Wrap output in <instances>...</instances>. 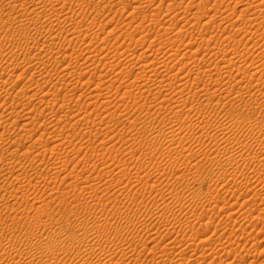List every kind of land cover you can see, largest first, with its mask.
Returning a JSON list of instances; mask_svg holds the SVG:
<instances>
[{
    "label": "rangeland",
    "instance_id": "obj_1",
    "mask_svg": "<svg viewBox=\"0 0 264 264\" xmlns=\"http://www.w3.org/2000/svg\"><path fill=\"white\" fill-rule=\"evenodd\" d=\"M63 1L0 0V264H264V0Z\"/></svg>",
    "mask_w": 264,
    "mask_h": 264
},
{
    "label": "bare ground",
    "instance_id": "obj_2",
    "mask_svg": "<svg viewBox=\"0 0 264 264\" xmlns=\"http://www.w3.org/2000/svg\"><path fill=\"white\" fill-rule=\"evenodd\" d=\"M57 1V0H56ZM61 1H63V0H61ZM66 0H64L62 3L64 4V5H68L69 3H67V2H65ZM74 1V0H73ZM121 1V0H120ZM167 1V0H166ZM239 0H237V2H238ZM248 1H251V0H248ZM72 2V1H71ZM236 2V3H237ZM253 2H254V0H253ZM252 1H251V3H245L244 1H243V3L244 4H248L250 7H248V5H247V8H243L244 10H242V11H248L251 7H252V3H253ZM59 3V2H58ZM67 3V4H66ZM96 3V2H95ZM200 3V2H199ZM5 4V3H4ZM56 4V3H55ZM171 4V3H170ZM242 4V3H241ZM255 4V3H254ZM6 5V4H5ZM23 5V4H22ZM54 5V4H53ZM91 5V4H90ZM239 5V4H238ZM237 5V6H238ZM264 5V4H263ZM4 6V5H3ZM24 6V5H23ZM55 6V5H54ZM123 6V5H122ZM126 6V5H125ZM255 6V5H254ZM253 6V7H254ZM65 7H68V6H65ZM162 7V6H161ZM218 7V6H217ZM239 7V6H238ZM243 7V6H242ZM246 7V6H245ZM256 7H258V6H256ZM256 7H255V9H256ZM62 8V7H61ZM60 8V9H61ZM135 8V7H134ZM172 8V7H171ZM34 9V8H33ZM37 9V8H36ZM186 9H188V8H186ZM227 9V8H226ZM234 9V8H233ZM254 9V8H253ZM55 10V9H54ZM198 11V10H197ZM215 11V10H214ZM169 12V11H168ZM208 12V11H207ZM234 12V11H233ZM232 12V14H235V13H233ZM241 12V11H240ZM182 13V12H181ZM206 13V12H205ZM9 14V13H8ZM193 14V13H192ZM240 14V13H239ZM260 14V13H259ZM194 15H196V14H194ZM203 15V14H202ZM258 15V14H257ZM264 15V14H263ZM192 17V16H191ZM191 17H189V18H191ZM230 17V16H229ZM232 17V16H231ZM231 17H230V19H231ZM2 18V17H1ZM183 18V17H182ZM260 18V17H259ZM199 19V18H198ZM7 21H9L10 20V18H8V19H6ZM5 20V21H6ZM196 20V19H195ZM208 20V19H207ZM223 20V19H222ZM226 20H227V18H226ZM6 21V24L7 23H9V22H7ZM255 21V20H254ZM259 21V20H258ZM262 21V20H261ZM175 22V21H174ZM198 22H200V19L198 20ZM207 22V21H206ZM229 22V21H228ZM233 22V21H232ZM249 22H251V21H249ZM256 22V21H255ZM201 23V22H200ZM261 23V22H260ZM174 24V23H173ZM219 24V23H218ZM5 25V24H4ZM198 25V24H197ZM196 25V26H197ZM217 25V24H216ZM219 25H222V24H219ZM260 25V24H259ZM24 26V25H23ZM60 26V25H59ZM92 26V25H91ZM171 26V25H170ZM226 26V25H225ZM251 26V28L250 29H252L253 28V26H252V24H249L248 25V27L247 28H249ZM5 27V26H4ZM10 27V26H9ZM188 27V26H187ZM190 27V26H189ZM188 27V28H189ZM198 27V26H197ZM196 27V28H197ZM204 27H205V25H204ZM206 27H208V26H206ZM150 28V27H149ZM148 28V29H149ZM170 28V27H169ZM214 28H216V27H214ZM246 28V27H245ZM25 29V28H24ZM147 29V30H148ZM193 29V28H192ZM191 29V30H192ZM199 29V28H198ZM224 29V28H223ZM241 29V28H240ZM22 29H20V31H21ZM111 30V29H110ZM160 30V29H159ZM194 30V29H193ZM192 30V31H193ZM237 30V29H236ZM139 31V30H138ZM165 31V30H164ZM182 31V30H181ZM184 31V30H183ZM187 31H188V29H187ZM202 31V30H201ZM173 32V31H172ZM204 32V31H203ZM253 32V31H252ZM256 32V31H255ZM171 33V32H170ZM188 33V32H187ZM190 33V32H189ZM238 33V32H237ZM240 33V32H239ZM178 34H180V33H178ZM181 34H183V33H181ZM190 34H192V33H190ZM249 34V33H248ZM71 35V34H70ZM177 35V34H176ZM186 35V34H185ZM188 35V34H187ZM236 35V34H235ZM146 36V35H145ZM171 36H173V35H171ZM181 36V35H180ZM179 36V37H180ZM232 36V35H231ZM233 36H234V34H233ZM232 36V37H233ZM211 37H214V36H211ZM217 37V36H216ZM230 37V36H229ZM167 38V37H166ZM176 38V37H175ZM191 38V37H190ZM255 38V37H254ZM213 39V38H212ZM229 39V38H228ZM231 39V38H230ZM210 40V39H209ZM213 40H215V39H213ZM238 40V39H237ZM212 41V40H211ZM217 42V41H216ZM228 45V44H227ZM262 46V45H261ZM18 47H21V46H18ZM129 47V46H128ZM215 47V46H214ZM255 47H256V45H255ZM21 49H27V50H30L31 48L30 47H22ZM212 49V48H211ZM222 49V48H221ZM18 50H20V49H18ZM33 50V49H32ZM46 50V49H45ZM119 50V49H118ZM125 50V49H124ZM177 50V49H176ZM176 50H174V51H176ZM202 50V49H201ZM227 50V49H226ZM234 50V49H233ZM22 51V50H21ZM31 51V50H30ZM29 51V52H30ZM115 51V50H114ZM223 51V50H222ZM146 52V51H145ZM217 52V51H216ZM244 52V51H243ZM46 53V52H45ZM58 53V52H57ZM115 53V52H114ZM174 53V52H173ZM185 53V52H184ZM193 53H195V52H193ZM221 53V52H220ZM247 53V52H246ZM113 54V53H112ZM116 54H117V52H116ZM16 55V54H15ZM44 55H46V54H44ZM73 54H68L67 53V51H65L64 52V55H62V60L60 61V60H58V62H57V64L59 63V62H67V61H69V60H71V57H73L72 56ZM144 55H146V54H144ZM196 55H197V53H196ZM206 55V54H205ZM218 55V54H217ZM242 55H244L245 56V54H242ZM184 56V55H183ZM221 56V55H220ZM246 56H248V55H246ZM109 57V56H108ZM119 57V56H118ZM133 57V56H132ZM131 57V58H132ZM157 57V56H156ZM170 57V56H169ZM173 57V56H172ZM196 57V56H195ZM209 57V56H208ZM242 57V56H241ZM58 58H60L59 56H58ZM128 59H129V57H127ZM126 58V59H127ZM140 58V57H139ZM246 58V60H247V57H245ZM13 59V58H12ZM122 59V58H121ZM120 59V60H121ZM141 59V58H140ZM140 59H138V60H140ZM146 59V58H145ZM156 59V58H155ZM175 59V58H174ZM214 59H216V58H214ZM217 59H218V57H217ZM241 59H243V58H241ZM43 60V59H42ZM87 60V59H86ZM153 60V59H152ZM158 60V59H157ZM164 60V59H163ZM171 60V59H170ZM169 60V61H170ZM44 61H46V60H44ZM73 61V60H72ZM119 61V60H118ZM132 61V60H131ZM141 61H142V59H141ZM145 61V60H144ZM149 61V60H148ZM159 61V60H158ZM165 61V60H164ZM164 61H161L162 63H160L161 64V66L162 67H165V68H167L168 69V71L169 72H167V74L168 73H170V70H169V68L171 67H169V64L168 63H165ZM199 61V60H198ZM218 61V60H217ZM221 61H223V59L221 60ZM35 62V61H34ZM34 62H32V63H34ZM42 62V61H41ZM41 62H39V64L41 65ZM86 62V61H85ZM84 62V63H85ZM153 62V61H152ZM152 62H146L147 64H142L140 67L138 66V69L140 70L137 74L136 73H134V71H133V74L135 75V76H133V78L132 79H134V80H132V79H130V81L132 80L133 81V84H134V86L135 85H137L136 87H139V90H141V91H143V92H141V93H145L146 91H144V90H147L148 89V91L150 90H153L152 88V82L150 83V81H151V79L152 78H154V82H155V86L156 87H158L159 89L160 88H164V81H166V80H164V77H165V79L167 78L166 76H164L166 73V70H165V72H164V70H163V68L162 67H160V68H162V71L165 73V74H160V72L158 71L157 72V70H154L155 68L152 66ZM160 62V61H159ZM167 62V61H166ZM182 62V61H181ZM196 62V61H195ZM205 62V61H204ZM229 62V61H228ZM242 62H244L245 63V61L243 60ZM241 62V63H242ZM44 63V62H43ZM68 63H70V62H68ZM117 63V62H116ZM126 63V62H125ZM153 63H155V61L153 62ZM187 63H189V62H187ZM212 63V62H211ZM215 63V62H214ZM220 63V62H219ZM230 66L232 65V66H238L239 64H240V56L239 57H237V56H233L231 59H230ZM38 63H37V65H39ZM71 64V63H70ZM82 64H83V62H82ZM87 64V63H86ZM89 64V63H88ZM92 65H93V63H91ZM90 64V65H91ZM98 64V63H97ZM140 64H141V62H140ZM158 64V63H157ZM172 64V63H171ZM197 64V63H196ZM257 64V63H256ZM44 65V64H43ZM79 65V64H78ZM127 65V64H126ZM125 65V66H126ZM154 65V64H153ZM184 65H186V64H184ZM263 65V64H262ZM31 66H33L32 64H31ZM47 66V65H46ZM83 66H85V65H83ZM120 66V65H119ZM151 66H152V68H151ZM157 66V65H156ZM198 65H196L195 67H197ZM208 66V65H207ZM217 66H218V63H217ZM226 66V65H225ZM257 66V65H256ZM258 66H259V64H258ZM30 67V66H29ZM29 67H28V69H29ZM72 67V66H71ZM82 67V66H81ZM93 67H95L94 65H93ZM126 67H128V66H126ZM135 67V66H134ZM137 67V66H136ZM183 67V66H182ZM194 67V68H195ZM241 67V66H240ZM261 67V66H260ZM15 68H17V66L15 67ZM32 68V67H31ZM35 68H36V66H35ZM43 68V67H42ZM45 68H47V67H45ZM75 68V67H74ZM119 68V67H118ZM197 68H200L199 66L197 67ZM218 68V67H217ZM231 68H233V67H231ZM236 68V67H235ZM235 68H233V69H235ZM48 69V68H47ZM68 69V68H67ZM113 69H114V67H113ZM126 68L125 67H121V69H120V72L119 73H121V76H122V78L123 79H126V77L128 78V77H131L132 76V70L134 69L135 70V68H130L129 70H125ZM128 69V68H127ZM156 69H158V68H156ZM182 69V68H181ZM196 69V68H195ZM227 69V68H226ZM39 70H40V68H39ZM69 70V69H68ZM73 70V69H72ZM86 70H89V72H90V74H91V72H93V70H94V68L92 69V67H88ZM188 70V69H187ZM199 70V69H198ZM225 70V69H224ZM228 70V69H227ZM112 71V70H111ZM153 71V72H152ZM200 71H201V68H200ZM199 71V72H200ZM242 71V70H241ZM38 72V71H37ZM41 72H43V71H41ZM40 72V73H41ZM65 72V71H64ZM71 72V71H70ZM116 72V71H115ZM145 72V73H144ZM176 72H178V70L176 71ZM198 72V73H199ZM204 72H206L208 75H209V77L210 76H212L213 77V75H215V74H217V72H216V68H215V66L214 67H212V68H208V69H206ZM220 72V71H219ZM39 73V74H40ZM52 73V72H51ZM111 73V72H110ZM147 73H151V74H147ZM179 73V72H178ZM67 74V73H66ZM65 74V75H66ZM75 74V73H74ZM93 75H95L94 74V72L92 73ZM104 74V73H103ZM166 74V75H167ZM45 75V74H44ZM43 75V76H44ZM49 75V74H48ZM69 75V74H68ZM93 75H91V77L93 76ZM114 75V74H113ZM169 75V74H168ZM177 75H179V74H177ZM248 75V74H247ZM52 76V75H51ZM67 76V75H66ZM70 76V75H69ZM103 76V75H102ZM101 76V77H102ZM121 76H120V78H121ZM173 76V75H172ZM176 75L174 74V77H172V78H174V81H175V77ZM202 76V75H201ZM83 77V76H82ZM99 77H100V75H99ZM112 77V76H111ZM135 77V78H134ZM183 77V76H182ZM53 78V77H52ZM68 78V77H67ZM170 78V77H169ZM189 78V77H188ZM197 78L198 79H195V80H193V82H191L193 85L192 86H195L196 84L198 85V84H200V82H201V78H199V74L197 75ZM203 78V77H202ZM61 79V78H60ZM71 79H73V76H72V78ZM75 79H77V78H75ZM122 79V80H123ZM157 79H159L158 81H157ZM182 78H180V80H181ZM212 79V78H211ZM210 79V80H211ZM6 80V79H5ZM78 80H79V78H78ZM81 80V79H80ZM86 80H88V79H86ZM92 81H93V79H91ZM91 80H90V82H91ZM107 80V79H106ZM121 80V81H122ZM167 80H168V78H167ZM173 79H171V81H172ZM249 80V79H248ZM3 81V80H2ZM1 81V82H2ZM42 81V80H41ZM82 81H84V80H82ZM114 81V80H113ZM169 81V80H168ZM192 81V80H191ZM203 81V80H202ZM211 81H213V80H211ZM215 81V80H214ZM88 82V81H87ZM89 82V83H90ZM170 82V81H169ZM173 82V81H172ZM172 82H170L168 85H169V87L170 86H172V88H173V83ZM48 83V82H47ZM72 83V82H71ZM71 83H69V84H71ZM77 83H79V81H77ZM82 83V82H81ZM80 83V84H81ZM88 83V84H89ZM126 84H123V82L121 83V84H123V85H127V82H125ZM129 83H131V82H129ZM129 83H128V85H129ZM1 84V83H0ZM121 84H120V86H121ZM150 84H152V85H150ZM40 85V84H39ZM84 85V84H83ZM110 85V84H109ZM119 85V84H118ZM88 86V85H87ZM91 86V85H90ZM133 86V85H132ZM167 86V85H166ZM129 87V86H128ZM180 89H178V92H177V94H174L173 95V97L170 99V100H168V101H170V102H173L174 103V101L176 102V103H178V102H182V100H183V102L184 101H186L185 99H187V97H186V94H185V91H184V89H185V87H188V85L187 84H185V81H184V83H182L181 85H180ZM131 88V87H130ZM155 88V87H154ZM192 88V87H191ZM197 88V87H196ZM226 88V87H225ZM109 89V88H108ZM94 90V89H93ZM131 90V89H130ZM232 90V89H231ZM261 90V89H260ZM250 91V90H249ZM48 93V92H47ZM53 93V92H52ZM103 93V92H102ZM207 93V92H206ZM208 93H211V92H208ZM214 94V93H213ZM55 95V94H54ZM143 95V94H142ZM140 96V95H139ZM166 96V95H165ZM212 96V95H211ZM214 96V95H213ZM130 97V96H129ZM202 97V96H201ZM57 98V97H56ZM100 98V97H99ZM211 98H213V97H211ZM225 98H227V97H225ZM229 98V97H228ZM163 99V98H162ZM174 100V101H173ZM135 101V100H134ZM89 102V101H88ZM54 104V103H53ZM172 104V103H171ZM51 105V104H50ZM15 107V106H14ZM8 108V107H7ZM106 109V108H105ZM183 109V108H182ZM160 110V109H159ZM10 113V112H9ZM12 113V112H11ZM174 113H176V117H180V114H179V111H177V112H175L174 111ZM23 116V115H22ZM171 117V116H170ZM171 123V122H170ZM30 126V125H29ZM192 128V127H191ZM220 129V128H219ZM25 130V129H24ZM182 130V129H181ZM29 131V130H28ZM176 132V129H172L171 131H169V133L171 134L172 133V135H173V133H175ZM26 134V133H25ZM168 134V133H167ZM27 135V134H26ZM25 135V136H26ZM43 135V134H42ZM162 135H164V134H162ZM24 135H22V134H19L18 135V139H21V138H24L25 137ZM28 136H29V134H28ZM164 137H165V135H164ZM168 137V136H167ZM27 138V137H26ZM43 138V137H42ZM17 139V138H16ZM15 139V141H17ZM2 140V139H1ZM184 142V141H183ZM13 143H15V142H13ZM17 144H18V146H20L19 145V143L18 142H16ZM262 143V142H261ZM60 145V144H59ZM17 146V145H16ZM53 147V146H52ZM54 148H55V146H54ZM169 148H171V147H169ZM173 148V147H172ZM172 148L170 149V150H172ZM226 148H228V147H226ZM56 149V148H55ZM45 150H47V149H45ZM230 150V149H229ZM264 150V149H263ZM226 151V150H225ZM261 151V150H260ZM27 151L25 150V153H26ZM24 153V154H25ZM39 153V152H38ZM42 153V152H41ZM45 153V152H44ZM229 153V152H228ZM232 153V152H231ZM236 153V152H235ZM263 153V152H262ZM262 153H260V155L262 154ZM163 154V153H162ZM12 155H14V154H12ZM189 155V154H188ZM15 156V155H14ZM22 156V155H21ZM36 157H38V155H35ZM230 156V155H229ZM227 157V159H229V161L230 160H236V157L238 156V158L237 159H245V158H257V156H256V154L253 156V155H249L248 153H245V152H240V154H238V153H236L235 155H231L230 157ZM253 156V157H252ZM25 157V156H24ZM191 157V156H190ZM258 157H259V155H258ZM12 158V157H11ZM262 159H263V157H261ZM250 159V160H251ZM258 159V158H257ZM260 162H261V159H258ZM258 160H256V161H258ZM255 161V160H254ZM258 161V162H259ZM1 162V161H0ZM264 162V161H263ZM262 163V162H261ZM11 164V163H10ZM264 164V163H263ZM65 165V164H64ZM1 166V165H0ZM10 167V166H9ZM8 167V168H9ZM8 170V169H7ZM252 171H254L255 173H258V174H261L262 173V171H260L258 168H252ZM13 183V182H12ZM13 185V184H12ZM258 186V185H257ZM5 187V186H4ZM8 187V186H7ZM256 187V186H255ZM253 189V188H252ZM259 189V188H258ZM253 192H255V194H257L258 193V190L257 189H255V190H252ZM251 191V192H252ZM261 192V191H260ZM250 194V193H249ZM263 199V198H262ZM222 207V206H221ZM238 210V209H237ZM259 213V212H258ZM261 214V213H260ZM261 215H263V214H261ZM253 238V237H252ZM248 239V238H247ZM251 239V238H250ZM96 240V239H95ZM174 240V239H173ZM261 240V239H260ZM200 241V240H199ZM161 243V242H160ZM168 243V242H167ZM166 243V244H167ZM201 243V242H200ZM208 243V242H207ZM155 244V243H154ZM169 244L170 243H168V246H169ZM212 244V243H211ZM226 246V245H225ZM48 247V246H47ZM174 247V246H173ZM186 247V246H185ZM119 248V247H118ZM167 248V247H166ZM231 248V247H230ZM175 249H178L177 247L175 248ZM174 249V250H175ZM221 249V248H220ZM229 249V248H228ZM170 250H172V248L170 249ZM196 250V249H195ZM224 250V249H223ZM232 250L234 251L235 249H233L232 248ZM239 250V249H238ZM120 251V250H119ZM165 251V250H164ZM232 251V252H233ZM214 252V251H213ZM127 253V252H126ZM217 253H218V251H217ZM223 253V252H222ZM234 253H235V251H234ZM230 254V253H229ZM108 255H110V254H108ZM125 255V254H124ZM225 255V254H224ZM122 256V255H121ZM221 256H222V254H221ZM113 257V256H112ZM112 257H111V259H112ZM206 257V256H205ZM204 258V257H203ZM224 258V257H223ZM223 260V259H222ZM262 262V261H261ZM119 263V262H118ZM103 264V263H102ZM220 264V263H219Z\"/></svg>",
    "mask_w": 264,
    "mask_h": 264
}]
</instances>
